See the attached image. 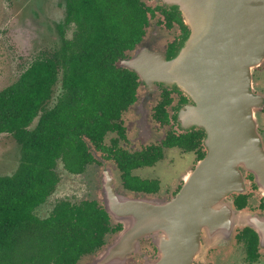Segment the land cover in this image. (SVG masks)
Here are the masks:
<instances>
[{
	"label": "water",
	"instance_id": "1",
	"mask_svg": "<svg viewBox=\"0 0 264 264\" xmlns=\"http://www.w3.org/2000/svg\"><path fill=\"white\" fill-rule=\"evenodd\" d=\"M159 1L181 12L188 34L174 53L142 45L116 64L136 72L150 91L178 88L191 98L193 103L176 114L180 128L184 113L193 126L198 112L208 109L209 153L170 198L129 196L115 186L112 171H105V209L122 229L91 264L127 256L141 247L142 238H152L159 249L148 264H205L208 249L228 243L236 226L260 230V214L237 209L229 195L245 190L247 170L264 183L256 115L263 99L252 80L264 60V0Z\"/></svg>",
	"mask_w": 264,
	"mask_h": 264
},
{
	"label": "trees",
	"instance_id": "2",
	"mask_svg": "<svg viewBox=\"0 0 264 264\" xmlns=\"http://www.w3.org/2000/svg\"><path fill=\"white\" fill-rule=\"evenodd\" d=\"M65 3L64 22L70 17L77 24L73 35L67 37L61 31L62 43L55 50L36 57L15 82L0 90V133H11L21 145L19 171L14 177L0 176V246L6 247L19 232L43 233L29 241L35 247L68 249L52 255L58 260L75 259L100 248L108 234L121 227L113 224L105 207L96 201L60 205L46 219L37 218L31 210L49 190L51 170L60 157L70 171L83 172L96 161L85 137L99 148L105 134L120 127L119 119L136 98L139 79L133 70L116 63L141 42L156 16L140 0ZM176 12L169 27L182 26ZM60 72L61 95L55 106L46 107ZM161 105L160 112L168 117L166 104ZM38 114V123L31 127ZM177 142L182 144V138L169 141ZM119 159L126 174L140 162L136 159L126 167Z\"/></svg>",
	"mask_w": 264,
	"mask_h": 264
},
{
	"label": "flooded vegetation",
	"instance_id": "3",
	"mask_svg": "<svg viewBox=\"0 0 264 264\" xmlns=\"http://www.w3.org/2000/svg\"><path fill=\"white\" fill-rule=\"evenodd\" d=\"M140 1L157 15H160L161 18H152L149 21L146 34L141 42L134 49L126 51V55L122 59L135 55L142 45L151 46V40L157 41L159 38L153 39L154 35L150 36L149 31L157 32L154 26L158 27L159 21L169 27L168 21L175 12L159 0ZM176 13L182 18V26L174 23L169 27L173 28L175 25L177 33L164 45L168 51L172 47L176 50L180 38H184L189 32L181 12ZM154 19H157V21L154 22ZM72 26L74 32L77 29V24L70 17L67 23L63 21L58 24L59 30L64 33ZM52 51H42L37 58L43 53ZM62 77L63 73L60 72L57 75V80L52 85L51 96L45 102L46 107H53L58 102L62 92ZM252 80L254 93L263 99L261 106L256 108V115L260 140L264 147V60L254 69ZM59 83L61 88L58 91L57 86ZM192 103L193 100L178 88L162 87L157 91L144 90L141 88L139 80L136 98L129 104L118 121L120 127L109 130L101 141L99 148H96V145L85 137L89 151L96 160L93 164L103 166L101 176L104 175L105 171L111 170L115 185L120 186L132 197L137 194L147 197L166 196L170 198L175 196L183 186L186 174L194 170L209 153L210 119H212V115L209 116L208 109L205 113L201 110L198 112V118L199 116L200 118L197 124L193 126L184 113L182 115V130L178 129L172 121V117L176 119L179 107L182 106L183 112ZM161 104H166L168 117L160 112L163 111ZM41 112L42 110H40ZM203 114L206 116L205 119H202ZM147 118L153 126L155 137L144 143L139 137L141 127ZM39 119L40 114L34 118L30 126L34 127ZM159 129H165L163 136L159 137L157 135ZM2 133L11 134L9 132ZM178 137L182 138V144L179 142L169 143L170 140ZM16 142L19 145L17 167L0 176L14 177L19 171L21 145L17 140ZM179 149L182 150V156L178 157L175 155H177L176 151H179ZM159 151L161 154L155 160L146 161L156 156L155 153ZM168 156L169 159L175 158L172 164H168ZM120 157L123 160L122 164L126 167L135 162L136 159L140 162L132 166L128 172L126 171L128 173L126 174L120 166ZM180 160H182V165H191V167L183 170L180 176H172L169 171L170 166ZM89 168L90 165L87 169ZM87 169L83 172L70 171L60 157L56 162V166L51 170L52 183L49 190L42 196L43 199L34 205L31 212L39 219H46L51 217L60 205H80L87 200L96 201L105 207L102 194V198L96 195L93 196V187L92 184L90 185ZM129 176H132L133 180ZM244 178L245 190L233 191L229 196L233 199V204L237 209L260 214V222L257 225L260 230L250 225L236 226L228 243L215 245L208 249L205 264H264V183L260 184L256 175L249 170L246 171ZM121 229L122 224L118 231L108 234L106 243L100 248L83 253L75 259L65 260H58L52 255L58 252L67 253L68 249L66 248L32 246L33 244L29 240H32V237L36 239L39 235H44L43 233L19 232L14 234L15 239L12 242L8 241L6 247L1 248L0 246V264H91L108 247ZM45 236H52V234H46ZM141 244L142 248L130 250L125 257L107 256L105 262H100V264H145L146 260L154 259L159 252L158 247L151 239L147 238H142Z\"/></svg>",
	"mask_w": 264,
	"mask_h": 264
},
{
	"label": "rangeland",
	"instance_id": "4",
	"mask_svg": "<svg viewBox=\"0 0 264 264\" xmlns=\"http://www.w3.org/2000/svg\"><path fill=\"white\" fill-rule=\"evenodd\" d=\"M65 4V0H0V90L15 82L42 51H52L62 43V34L58 28V24L62 23L65 19ZM157 17L161 18L160 15L156 14L154 18ZM156 21L157 19H154V22ZM158 24V27L154 26L157 32L149 31L150 36L154 35L153 39L159 38L157 41L151 40L150 47L166 50L164 45L176 36L177 30L175 25L173 28H169L162 21H159ZM65 35L67 37L73 35V26L67 29ZM60 88L61 85L59 83L57 90L59 91ZM141 88L149 90L142 84ZM145 121L141 127L139 137L144 143L155 137V131L151 122L148 121V118ZM172 121L178 129L182 130L179 123L173 117ZM148 124L151 135L148 134ZM159 130L157 135L159 137L163 136L165 129ZM18 146L12 134H0V175L10 172L17 167ZM176 153L177 155L174 153L175 156H182L181 149L176 151ZM174 159L173 157L169 159L168 156V164H172ZM187 167L189 168L191 165L184 166L182 165V160H180L170 166L169 171L172 176H180L182 175V171ZM102 169L103 166L94 164L90 165V168L87 169L90 185L92 184L93 187V196L96 195L100 198H102L101 194L103 195L101 184L103 177V175L101 176ZM115 186L120 191H124L120 186ZM112 221L113 224L117 223L113 218ZM147 239H151L152 241V238ZM140 248H142V244ZM150 261L146 260L145 264H148Z\"/></svg>",
	"mask_w": 264,
	"mask_h": 264
}]
</instances>
